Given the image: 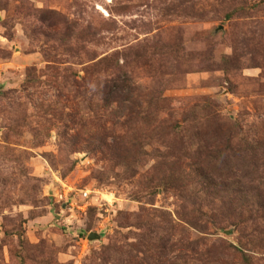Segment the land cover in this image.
<instances>
[{"label":"rangeland","instance_id":"obj_1","mask_svg":"<svg viewBox=\"0 0 264 264\" xmlns=\"http://www.w3.org/2000/svg\"><path fill=\"white\" fill-rule=\"evenodd\" d=\"M0 264H264V0H0Z\"/></svg>","mask_w":264,"mask_h":264},{"label":"water","instance_id":"obj_2","mask_svg":"<svg viewBox=\"0 0 264 264\" xmlns=\"http://www.w3.org/2000/svg\"><path fill=\"white\" fill-rule=\"evenodd\" d=\"M89 238H90V237H89ZM90 239H92V237H91Z\"/></svg>","mask_w":264,"mask_h":264}]
</instances>
